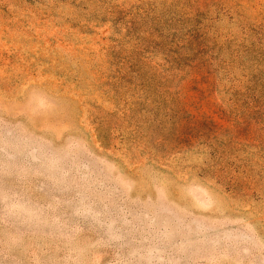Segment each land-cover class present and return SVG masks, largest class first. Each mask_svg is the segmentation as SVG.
Returning <instances> with one entry per match:
<instances>
[{
	"label": "rangeland",
	"instance_id": "obj_1",
	"mask_svg": "<svg viewBox=\"0 0 264 264\" xmlns=\"http://www.w3.org/2000/svg\"><path fill=\"white\" fill-rule=\"evenodd\" d=\"M0 264H264V0H0Z\"/></svg>",
	"mask_w": 264,
	"mask_h": 264
}]
</instances>
